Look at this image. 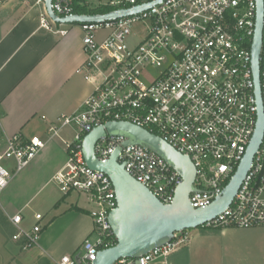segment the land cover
<instances>
[{
  "label": "built area",
  "instance_id": "obj_1",
  "mask_svg": "<svg viewBox=\"0 0 264 264\" xmlns=\"http://www.w3.org/2000/svg\"><path fill=\"white\" fill-rule=\"evenodd\" d=\"M37 1L45 9L41 26L66 34L50 17L45 0ZM155 1L118 0L110 6L114 11ZM257 7V0H161L131 15L79 23L86 55L79 71L94 89L81 109L59 116L48 130L52 136L64 126L75 130L72 139L63 140L68 158L54 180L64 194L87 198L94 226L81 247L58 264H93L100 250L117 243L108 219L117 206L114 184L106 172L87 164L82 144L87 133L109 121L145 128L191 158L197 170L189 195L194 208L207 207L222 194L247 153L258 120L252 66ZM52 8L58 16L76 13L73 0H52ZM137 26L139 33L134 32ZM102 30L108 32L99 38ZM259 65L264 110V39ZM129 139L123 132H107L95 153L107 161L120 149L118 162L126 171L163 203H171L181 174L151 147L125 144ZM45 145L38 135L16 134L7 140L0 151V192ZM6 159L14 163L10 169ZM22 221L21 213L11 217L17 227L13 239L26 251L38 242L44 215L36 213L28 229ZM200 227H264V137L231 204ZM190 239L191 231L181 230L144 255L114 264H171V255Z\"/></svg>",
  "mask_w": 264,
  "mask_h": 264
},
{
  "label": "crops",
  "instance_id": "obj_2",
  "mask_svg": "<svg viewBox=\"0 0 264 264\" xmlns=\"http://www.w3.org/2000/svg\"><path fill=\"white\" fill-rule=\"evenodd\" d=\"M44 10L37 0L0 3V151L16 134L46 140L0 204V264H58L81 247L94 226L87 198L78 192L64 194L54 180L68 158L63 140L72 139L75 130L64 126L54 136L48 130L59 116L81 109L94 89L79 71L86 59L83 31L77 24L57 26L66 34L46 29L40 24ZM47 188L35 207L33 199ZM17 213L23 215L25 229L28 217L44 215L45 228L26 251L13 239L17 227L11 217ZM223 233L235 238L239 264H264V227H228ZM179 252L171 255V264H177Z\"/></svg>",
  "mask_w": 264,
  "mask_h": 264
},
{
  "label": "water",
  "instance_id": "obj_3",
  "mask_svg": "<svg viewBox=\"0 0 264 264\" xmlns=\"http://www.w3.org/2000/svg\"><path fill=\"white\" fill-rule=\"evenodd\" d=\"M161 0L137 5L129 9H118L107 13H75L58 16L52 8V0H45L50 17L59 24L103 21L131 15L159 3ZM256 29L252 44V66L258 99V120L247 153L236 174L209 206L194 208L190 202V192L194 189L196 167L187 155L177 151L162 137L130 122L109 121L94 128L83 139V155L87 164L106 172L115 187L117 206L109 213V223L117 238V243L98 252L93 264H114L122 257H140L148 251L172 239L175 232L197 228L206 221L223 212L233 201L243 179L249 170L253 157L264 137V110L260 94L259 58L264 39V0H257ZM107 132H123L131 141L143 143L165 157L181 174L183 181L177 187L171 203H163L144 184L126 171L124 164L118 162L120 149L107 161H101L95 146Z\"/></svg>",
  "mask_w": 264,
  "mask_h": 264
},
{
  "label": "rangeland",
  "instance_id": "obj_4",
  "mask_svg": "<svg viewBox=\"0 0 264 264\" xmlns=\"http://www.w3.org/2000/svg\"><path fill=\"white\" fill-rule=\"evenodd\" d=\"M3 1L5 0H0V3ZM111 1L118 0H81V7L87 12H106V10L113 8L110 6ZM74 24L79 25V23ZM140 30L141 28L139 26L134 28V32L136 33H139ZM107 32L106 30H102L100 35L103 36ZM149 74L151 77L154 75V71L150 70ZM3 163L9 169L14 164L10 159L4 160ZM20 174L21 171L11 177L12 180L10 179L8 188H5L0 194V204L4 202L5 195H7L9 189ZM47 191L48 188L35 196L32 202L35 207L44 198ZM34 223L35 219L32 220L29 217L24 221V225L29 228ZM189 230L191 231L190 242L178 250L180 251V256L176 258L177 264H239L236 260L238 250L235 247V238L223 233L225 228H202L199 226Z\"/></svg>",
  "mask_w": 264,
  "mask_h": 264
},
{
  "label": "trees",
  "instance_id": "obj_5",
  "mask_svg": "<svg viewBox=\"0 0 264 264\" xmlns=\"http://www.w3.org/2000/svg\"><path fill=\"white\" fill-rule=\"evenodd\" d=\"M78 1H79V0H73L74 11H75L76 13H85V12H87L86 10H84V9L78 4ZM111 10H113V8H112V9H108V10H106V12H109V11H111ZM106 12L95 11L94 13H106Z\"/></svg>",
  "mask_w": 264,
  "mask_h": 264
}]
</instances>
